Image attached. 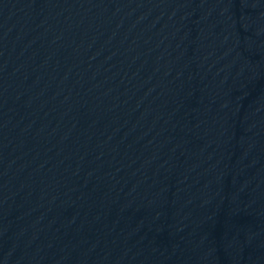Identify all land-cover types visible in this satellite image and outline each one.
<instances>
[{
  "label": "water",
  "instance_id": "1",
  "mask_svg": "<svg viewBox=\"0 0 264 264\" xmlns=\"http://www.w3.org/2000/svg\"><path fill=\"white\" fill-rule=\"evenodd\" d=\"M264 0H0V264H182Z\"/></svg>",
  "mask_w": 264,
  "mask_h": 264
}]
</instances>
